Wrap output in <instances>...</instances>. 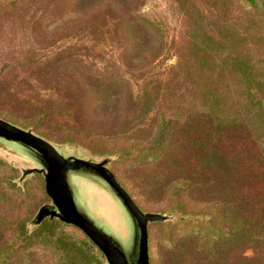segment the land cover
Returning <instances> with one entry per match:
<instances>
[{
    "label": "rangeland",
    "instance_id": "1",
    "mask_svg": "<svg viewBox=\"0 0 264 264\" xmlns=\"http://www.w3.org/2000/svg\"><path fill=\"white\" fill-rule=\"evenodd\" d=\"M254 1L256 9L243 0H0V117L53 135L58 142L43 138L63 155L107 157L143 211L167 220L168 189L178 185L184 208L212 210L231 231L215 240L150 221V264H264V0ZM160 118L169 120L162 151L136 158ZM0 156L19 185L35 173L24 168L39 167L2 137ZM68 180L79 206L127 251L131 223L112 191L90 174ZM10 195L0 240L38 203L39 182ZM8 254L7 264L58 262L43 236Z\"/></svg>",
    "mask_w": 264,
    "mask_h": 264
},
{
    "label": "water",
    "instance_id": "2",
    "mask_svg": "<svg viewBox=\"0 0 264 264\" xmlns=\"http://www.w3.org/2000/svg\"><path fill=\"white\" fill-rule=\"evenodd\" d=\"M0 137L24 147L39 163V167L22 170V175L30 172L42 174L44 191L49 198V202L37 207L30 223L38 224L46 217H55L80 229L100 249L107 264H149L147 223L161 221L166 215L140 209L106 166L107 157L92 160L70 154L63 155L43 137L1 117ZM69 172L86 173L99 178L119 200L132 228L127 251L116 237L97 225L76 202L68 180Z\"/></svg>",
    "mask_w": 264,
    "mask_h": 264
},
{
    "label": "trees",
    "instance_id": "3",
    "mask_svg": "<svg viewBox=\"0 0 264 264\" xmlns=\"http://www.w3.org/2000/svg\"><path fill=\"white\" fill-rule=\"evenodd\" d=\"M80 1L83 2L85 0ZM243 1L252 9L258 8V5L254 0ZM134 21L135 19H131L128 24L129 28L127 30L129 32H136L137 30V27L135 28V25L137 24H135ZM168 122V119H159L151 144L147 145L141 151V153H144H139L136 158L146 155L153 158L158 156L162 151L164 141L169 131ZM42 136L49 141L58 142L53 135L42 133ZM60 141L65 142L64 139H61ZM122 151H124V153L127 152V150L124 149H122ZM107 154L108 153L104 151L92 152V156L97 157ZM16 176H18L17 168L6 162L0 156V215L4 214L16 200V197L11 196L10 192H21V189L25 187L30 178L38 180L41 198L37 204L35 203L36 205L32 207L29 213L21 216L22 218L18 220L9 231L6 229L3 231L5 235L2 236L0 240V264H7L6 260L11 248H19L20 246H24L32 237L41 238L42 236L44 239L47 238L55 244V252L58 255L57 264H102L104 256L100 249L76 226L64 223L55 217L44 218L32 229H29L25 225L26 219L33 213L36 206L45 201L48 196L44 191L43 177L41 173H32L30 177L24 179L22 185H19L13 180ZM177 186L171 185L168 189L169 202L166 206V212L169 216L168 219L170 220L155 221L153 223H173L181 227L180 229L182 231H185V225H188L189 227H192L186 230L188 234H201L215 240L227 238L231 234L230 230L226 231L212 222V216L214 214L212 210H205V208L198 210L184 208L177 199V188H179ZM0 230L2 229L0 228ZM51 230H54L57 234L53 236L50 233Z\"/></svg>",
    "mask_w": 264,
    "mask_h": 264
}]
</instances>
